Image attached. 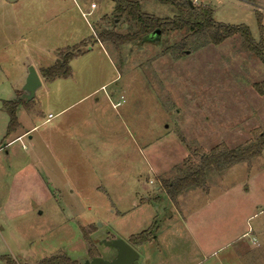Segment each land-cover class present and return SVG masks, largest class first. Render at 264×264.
I'll return each mask as SVG.
<instances>
[{"label":"rangeland","instance_id":"374dc122","mask_svg":"<svg viewBox=\"0 0 264 264\" xmlns=\"http://www.w3.org/2000/svg\"><path fill=\"white\" fill-rule=\"evenodd\" d=\"M137 1L158 17L177 14L165 0ZM192 1L264 43V0ZM107 30H130L111 0H0V264L113 259L104 241L147 229L148 242L132 243L139 264H264V149L209 172L204 187L166 192L191 151L244 147L264 131L254 88L264 63L239 35L218 46L188 30L98 43ZM66 55L68 77L22 97L31 65ZM17 98L22 127L9 135L4 102Z\"/></svg>","mask_w":264,"mask_h":264},{"label":"trees","instance_id":"16d2710c","mask_svg":"<svg viewBox=\"0 0 264 264\" xmlns=\"http://www.w3.org/2000/svg\"><path fill=\"white\" fill-rule=\"evenodd\" d=\"M115 5V11L122 16H126V22L130 30L125 33L115 31H102L95 38L97 42L110 41L119 46L127 43L142 42V40L160 29L162 34L166 31L188 30L192 35H199L206 39L207 43L218 46L227 39L239 35L248 51L254 54L262 63H264V43L261 39L256 41L248 26L230 25L217 22L214 19V11L207 5H196L190 3V0H165L168 4L177 9V14L173 17H158L154 14L144 12L141 4L137 0H111ZM259 24L262 31L263 15L258 12ZM185 43V42H184ZM184 47V45H181ZM80 52V50H79ZM74 53H72L73 55ZM69 58L67 55L60 58L59 61L50 67L41 68V74L46 80H55L59 77H68L70 68L68 66ZM256 91L264 96V81L255 83ZM23 104L20 98L13 101H5L4 105L8 111L10 122L8 125V134L16 131L19 127L17 109ZM264 149V131L255 135V139L244 147H228L226 144H219L209 151L194 150L185 159L187 173L178 178L175 182H170L167 187V194L171 199L177 198L183 191L190 187H204L206 176L209 172L222 171L224 168L240 162H248L253 158L262 155ZM150 229H147L130 238L131 243L142 244L149 241ZM92 253V251H90ZM92 256H98L92 254ZM80 264L77 261H71L68 257L54 256L41 261L40 264Z\"/></svg>","mask_w":264,"mask_h":264},{"label":"water","instance_id":"95a60500","mask_svg":"<svg viewBox=\"0 0 264 264\" xmlns=\"http://www.w3.org/2000/svg\"><path fill=\"white\" fill-rule=\"evenodd\" d=\"M190 3L193 4V1L190 0ZM161 36L162 31L160 29H156L154 32L147 35L142 42L159 41ZM41 86L42 78L36 68L31 65L23 87L24 94H22V97L26 98L28 101L34 99L37 89ZM104 242L106 245L116 248V256L113 259H106L102 256H97L92 260L85 261L84 264H139L140 255L130 242L116 238Z\"/></svg>","mask_w":264,"mask_h":264},{"label":"crops","instance_id":"0c3cea01","mask_svg":"<svg viewBox=\"0 0 264 264\" xmlns=\"http://www.w3.org/2000/svg\"><path fill=\"white\" fill-rule=\"evenodd\" d=\"M99 43V42H98ZM100 43H102V42H100ZM29 61H31V60H29ZM41 68H43V66H40V68H36V70L38 71V73H39V75H40V77L42 78V84H44V81H49V80H46L43 76H41V74H40V71L39 70H41ZM28 74V72L26 71V73H25V75H24V78H22V84H24L25 83V81H26V75ZM42 86H44V85H42ZM41 86V87H42ZM40 87V88H41ZM39 88V89H40ZM39 89H37V91H36V94H35V96L37 95V92H38V90ZM17 90H22V89H17V88H15V93L17 92ZM35 98V97H34ZM75 104V103H74ZM24 105H20L19 107H18V109H17V113H18V111L20 110V108L21 107H23ZM72 106V105H71ZM25 107V106H24ZM70 106H68L67 108H63V109H61L58 113H57V115L58 114H62V113H64L68 108H69ZM55 117V115H52L51 113L48 115V118L43 122V123H46V122H49L52 118H54ZM20 122V121H19ZM20 124H21V127H22V123L20 122ZM36 128V126H34L33 128H30V129H25V128H23V132L22 133H20L19 134V136H18V138H20V137H24V136H26V135H29L30 134V132H32L34 129ZM30 138L32 139L33 137L32 136H30ZM147 203H149L148 201H146ZM140 204H146V203H140ZM131 236H133V235H130V237H129V241L128 242H130L131 243V241H130V238H131ZM132 244V243H131ZM99 252H100V250H99ZM100 254L102 255V253L100 252ZM89 256H88V252H87V256H86V258H88ZM80 264H82L81 262H79Z\"/></svg>","mask_w":264,"mask_h":264}]
</instances>
